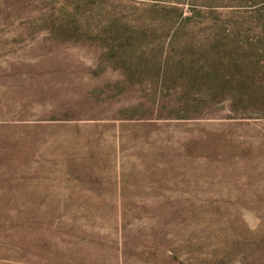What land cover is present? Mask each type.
<instances>
[{
    "label": "rangeland",
    "instance_id": "374dc122",
    "mask_svg": "<svg viewBox=\"0 0 264 264\" xmlns=\"http://www.w3.org/2000/svg\"><path fill=\"white\" fill-rule=\"evenodd\" d=\"M0 264H264V0H0Z\"/></svg>",
    "mask_w": 264,
    "mask_h": 264
}]
</instances>
